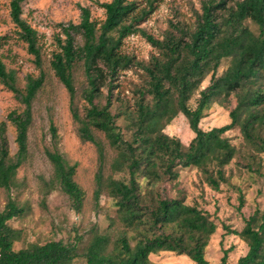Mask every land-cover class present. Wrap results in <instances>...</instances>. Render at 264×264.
Listing matches in <instances>:
<instances>
[{
    "label": "trees",
    "instance_id": "16d2710c",
    "mask_svg": "<svg viewBox=\"0 0 264 264\" xmlns=\"http://www.w3.org/2000/svg\"><path fill=\"white\" fill-rule=\"evenodd\" d=\"M146 1L144 8L133 0L98 3L106 13L100 25L92 20L89 8H81L79 24L60 25L64 38L57 37L59 50L51 60L55 76L70 95L80 138L98 150L95 204L99 206L101 197L107 194L117 213L108 233L91 231L83 256L87 264H156L151 255L170 252L187 256L194 264H211L206 253L218 230L216 222L197 205H187L182 192L175 198L167 197L163 185L177 181L180 170L189 168H196L215 191L228 185L226 168L236 158L238 149L227 134L236 129L248 146L264 154V0H200L201 12H197L194 27L173 25L176 32H169L162 40L140 27L158 0ZM23 2L12 0L11 16L20 30V39L27 44L37 68L42 69L40 37L22 17ZM247 21L258 32L246 25ZM136 34L158 51L147 63L122 52L124 40ZM78 35L83 38V45L77 43ZM3 40L0 37V46ZM224 61H229V67L218 76ZM80 64L87 82L83 113L75 102V70ZM134 66L144 72L145 85L137 90L132 105L121 101L114 111L115 83ZM209 77L210 85L203 88ZM0 80L25 106L22 113L8 116L17 131L15 157L10 153L7 123L0 125V188L8 195L0 212V264H73L79 256L78 242L50 241L14 249L22 233L11 222L23 217L25 210L13 198L12 189L18 170L29 156L33 102L44 86L45 74L28 76L26 87L21 90L17 73L8 70L0 59ZM196 94L197 104L192 107L190 102ZM232 95L237 105L230 113L231 122L204 130L200 124L210 105ZM180 114L195 134L188 146L165 133ZM120 120L126 132L118 124ZM51 132L56 139L53 125ZM96 132L104 134L106 143ZM108 149L116 152L109 176L105 173ZM47 157L61 190L80 213L86 194L74 180L77 164H69L58 152L48 151ZM241 201L240 208L245 204L244 199ZM117 224L121 229L113 231ZM224 230L249 247L238 264H264V212L257 211L241 232L229 227ZM230 252H224L221 264H228Z\"/></svg>",
    "mask_w": 264,
    "mask_h": 264
},
{
    "label": "rangeland",
    "instance_id": "374dc122",
    "mask_svg": "<svg viewBox=\"0 0 264 264\" xmlns=\"http://www.w3.org/2000/svg\"><path fill=\"white\" fill-rule=\"evenodd\" d=\"M112 0H24L22 3L23 19L39 34L43 67L37 68L35 58L28 51V46L20 39V30L11 16L12 0H0V37L4 40L0 46V59L8 70L17 73V86L24 90L27 77L37 78L41 72L45 74V83L33 102V124L29 130V156L18 170L12 196L19 207L25 210L23 217L15 219L11 225L21 230L20 241L14 245L16 251L30 244L44 245L50 241L78 242L79 256L73 264H87L83 254L89 245L91 231L98 229L99 233H108L111 219L117 220L114 201L104 194L100 205L96 206L94 193L96 190V175L100 167L99 154L96 146L84 142L79 136V125L74 121L71 112L70 95L55 76L51 68L52 56L59 50L57 37L64 38L60 25L81 22V8H89L92 20L99 25L106 19L105 10L98 3H109ZM137 1L141 8L146 7V0ZM153 12L142 22L141 28L156 39H164L173 25L193 28L197 12H201L200 0H158L154 3ZM253 31L258 28L247 21ZM176 32V31H175ZM77 43L83 45V38L76 36ZM122 52L134 56L136 61L147 63L158 51L152 47L140 34L132 35L123 42ZM229 61H224L218 71L221 76L229 67ZM209 77L203 88L210 85ZM147 78L139 67H132L123 72L115 85L114 99L119 102L134 103L137 90L145 85ZM77 89L76 105L83 113L85 108L84 91L87 82L83 64L75 70ZM105 96L107 90H104ZM196 94L190 102L192 107L197 104ZM105 104V98H102ZM237 99L232 95L229 99H218L213 102L205 113L200 126L204 130L222 127L231 122L230 113L235 109ZM24 104L15 93L10 91L0 80V125L7 123V136L10 143V153L15 157L18 151L16 143L17 131L8 122V116L13 112L22 113ZM264 112V108H263ZM118 124L125 130L122 120ZM57 129L54 139L51 126ZM165 133L176 137L188 146L195 134L190 129L188 120L182 114L165 129ZM95 135L106 143L103 133ZM236 145L238 154L226 168L229 178L228 185H222L220 191H215L205 183L201 173L196 168L181 169L180 177L175 182L163 185L165 195L169 198L184 196L187 205H197L208 212L218 226L217 233L207 248L206 258L211 264H221L224 252L231 250L228 264H238L241 257L249 250L248 245L239 237L229 235L225 227L241 232L245 222L257 211L264 212V154L256 152L245 143L239 129L227 134ZM60 153L71 165L77 164L74 177L76 183L84 190L86 196L82 211L72 208L68 196L61 190L55 179L54 168L47 157V152ZM116 152L108 149V160L105 173L111 175L110 164ZM117 177H120L117 175ZM241 199L245 204L240 208ZM8 202V195L0 188V212ZM120 230L119 224L113 231ZM131 235V234H130ZM156 264H194L187 256H178L170 252H160L151 255Z\"/></svg>",
    "mask_w": 264,
    "mask_h": 264
}]
</instances>
